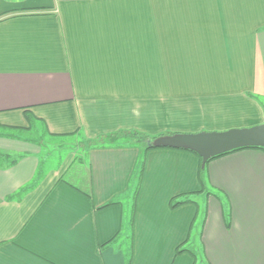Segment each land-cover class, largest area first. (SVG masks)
Here are the masks:
<instances>
[{
  "label": "crops",
  "instance_id": "1",
  "mask_svg": "<svg viewBox=\"0 0 264 264\" xmlns=\"http://www.w3.org/2000/svg\"><path fill=\"white\" fill-rule=\"evenodd\" d=\"M263 123L264 0H0V264H264L263 150L90 144Z\"/></svg>",
  "mask_w": 264,
  "mask_h": 264
},
{
  "label": "water",
  "instance_id": "2",
  "mask_svg": "<svg viewBox=\"0 0 264 264\" xmlns=\"http://www.w3.org/2000/svg\"><path fill=\"white\" fill-rule=\"evenodd\" d=\"M148 147L194 153L200 159L201 168H204L212 159L233 151L248 148L264 150V123L251 128L225 132L163 135L149 141Z\"/></svg>",
  "mask_w": 264,
  "mask_h": 264
},
{
  "label": "trees",
  "instance_id": "3",
  "mask_svg": "<svg viewBox=\"0 0 264 264\" xmlns=\"http://www.w3.org/2000/svg\"><path fill=\"white\" fill-rule=\"evenodd\" d=\"M22 133L23 132L19 129L0 127V138H6V139H11V140H25V137L22 135ZM164 135H172V133H166ZM154 138L156 137H149L147 135L140 134L137 132H118L108 137H101L98 140L92 141L90 144L94 146H99V145L106 144V142L104 143L105 140H107V142H110V143L116 142V141H124L127 144L136 145L140 147L144 152H146V151L152 150V148L148 147V142L153 140ZM16 162H17L16 157L0 152V168L11 167L15 165ZM203 171H204V168H201L200 166V175L203 174ZM25 192H26V189L20 191L19 193H17L16 195L12 197H9L8 200H14V199L19 200L22 194H24ZM187 201H188L187 199H184L182 201L175 202L173 206L176 207Z\"/></svg>",
  "mask_w": 264,
  "mask_h": 264
},
{
  "label": "rangeland",
  "instance_id": "4",
  "mask_svg": "<svg viewBox=\"0 0 264 264\" xmlns=\"http://www.w3.org/2000/svg\"><path fill=\"white\" fill-rule=\"evenodd\" d=\"M26 136L29 137V138H31V139L38 140L39 141L38 142L39 144L37 146H39L40 148H42L43 153L54 154V156H56V157H57V154H58V156L59 155H63L64 156V155L67 154L66 150L65 151H62V152H57L58 151V148H56L57 146H55V149L50 148L51 146H54V143L48 141L46 139V137L42 134L41 130H37L35 132L32 131V133H30V134L27 133ZM72 146H74V145L72 144ZM43 155H46V154H43ZM52 162H54V164H56L57 158L54 157V159L52 160Z\"/></svg>",
  "mask_w": 264,
  "mask_h": 264
}]
</instances>
